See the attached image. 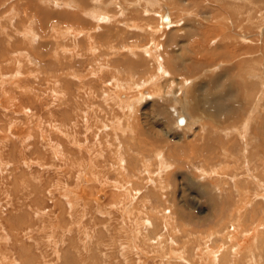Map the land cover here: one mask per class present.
<instances>
[{
	"label": "rangeland",
	"instance_id": "rangeland-1",
	"mask_svg": "<svg viewBox=\"0 0 264 264\" xmlns=\"http://www.w3.org/2000/svg\"><path fill=\"white\" fill-rule=\"evenodd\" d=\"M61 1L62 0H0V15L3 13V18L1 19L2 21H0V24L4 23L6 25L9 24L8 26L11 25L9 30L2 27L4 31L2 30V33L0 32V74L3 73L0 75V103H4V94L8 93L11 97L15 98L14 104L18 105V108L10 106L6 111L3 109V106H0V129L8 123L10 124L7 125L9 129L14 127V129L18 131L20 130L19 126L21 125L20 127L24 130L27 129L26 133L31 135V138H29L30 140L26 138L29 141V143L27 142L28 144L33 143L34 140L39 138L43 143L42 147L41 144H38L40 148H36L39 149V154L38 152H34V146L30 147L32 148L31 151L29 149L26 152H22L21 148L23 147L20 144L19 137L17 138L19 140H14L16 142H10L9 145L11 148L7 147L4 149V155L0 152V162H2V159L8 160V164L12 161L10 165H7V173L4 172L5 169L3 170L4 174L2 173L1 175L3 179L0 178V208L2 209L4 204H7L8 207L9 204H19V202L24 205L26 202L30 201L29 203L31 204V200L29 199L27 192H25L26 189L23 192L22 187L28 189L34 188L37 192L36 195L32 194L31 199L36 200L35 207L46 212L47 216L44 217L46 221H48V224H50V221L48 220V216L50 214H56V216L59 217L61 216L60 210L56 207L57 204L55 205V202L58 203V198L56 196H58L57 193L59 194L60 191L56 190L52 185L57 186V183H59L62 185L61 187L65 189L68 184L69 187L74 189L75 184L77 183V192L82 191L86 193V191H88L89 195H95L97 194V191L103 189L104 186H102V184L105 182L106 185L108 183L109 189H111L113 184L116 182V173L119 171H117V169L113 170L111 162H106L105 167L98 166L96 169L97 173L99 174L102 170L103 172H100L102 177L100 179L97 178V181L95 180L94 186H91L92 184L87 183L85 180L76 181L78 177L76 175H74L76 180H74V178L69 179L65 173L67 171V166H63L61 161L58 162L59 159L56 160L53 158L51 160L49 165L51 166L53 164V167L49 168V170L45 167L36 168L34 167V164H31L32 166H30V168L33 169V171L41 168L37 171H40V174H46L45 179L47 181L45 180L42 183L40 181L36 183V181L29 175L32 174V172L31 170L29 171L30 168L26 165V163H24L23 166V163L21 164L22 161H25L23 160L25 158L29 159L30 162L31 160L35 161V159H37L40 155V150L42 153H48L49 148L44 146H47L48 138L57 140V137L52 134V131L54 130V125L56 126L59 124L58 120L66 123L68 122L70 124L77 121L76 119L79 117V113L74 111L75 114L67 113L64 117V119H66L62 120V113L60 111L63 109V106L58 104L60 98L56 99L53 97L54 95L56 96L54 91H57L58 93L59 91L57 88L50 89L49 87L48 81L50 79L52 80L58 72L57 67L54 65L56 62L55 47L50 45L48 46V44H46L53 40L50 38L51 27L55 26L56 29L60 27L65 30L71 27L79 30L84 29L89 32L92 31L89 29L95 26L98 28V31L96 32L97 34H93L96 39L95 45H93L96 48L99 46L101 49V53H96L99 55V59L101 56L102 59L109 61L108 64L105 65L107 66L106 70L109 72L106 71V73L102 75H98V71L92 72L91 69L95 67L89 66L91 65V61H88L89 63L85 61L80 65L74 66L72 69V71L74 70L73 72L76 73L77 71L81 74H86L88 72L90 75L88 80L92 82L96 81L97 86H95V84H89L90 86L84 84L86 85L85 89H87V93L85 94L84 91L83 94L85 95L82 96L79 92V86L76 85L78 82H76L75 79H71L73 84L71 85L72 89H70V92L73 93V96L71 93L70 96H72V104L70 103V105L71 109L75 108L76 110L79 105L84 107L83 105L88 103L90 108H93L94 110L96 109L99 116L95 118L96 121L101 118L103 120L102 124L105 125L104 127H108V130L105 131L106 136H104L103 143L101 145L103 146L102 148L104 151L111 153L112 150L117 149L121 156L127 158L128 162L126 166L127 169H131V174L132 164L134 169H136V173L141 172V174L139 173L140 175L137 177L135 183H141V185L146 186V195L144 194L141 196L139 191L134 192L132 186L130 191L132 195L129 194L130 197L127 198H133V201L131 200V203L128 201L129 204H126L124 207L125 210L128 211V208H130L133 204H137L136 202H139L140 197L142 201L143 199H146L148 195L157 191L155 189H158L160 186L159 184H165L168 188L166 191L169 190V193L167 194L169 195L168 199L172 200L173 198L172 201H174V205L176 206L174 212L176 211L177 213L182 214L181 219L178 218V216L176 217L177 223H179V226L186 227L182 228L186 229L185 232H193V234H195L194 237L198 235H210L213 232L216 234L215 232L219 231L221 228L224 229V232L227 230L231 231L232 224L239 221L244 224L243 228L245 230L255 228L258 224H264V186H260L255 179L257 176L264 181V161L258 162L259 159L264 160V120H262L264 119V101L261 103L260 107H256L257 110L253 109L256 106V102H258V96L261 95V88L258 86L261 84L256 78H251L252 74L260 76L264 73V0H245L252 3V6L250 7V3H243L244 0H97L98 2H95V0H88L86 8L83 10L87 11L88 9L89 11H93L98 15V17L101 15V18H98V22H95L94 20L92 21L90 17L83 14L84 22L82 24L80 22H75V27L71 26L70 21L68 22L65 18L67 15L73 16L79 14V12L76 11L74 7V9H69L68 7L64 8L60 4ZM76 5H79V3ZM164 5L171 7V12H173V15H171L174 20L177 21L173 27L163 26L161 23L162 21L160 16L163 15L161 8ZM11 8L16 9V12L19 9L17 12L19 17H15L14 19L12 18L13 13H11V15L8 13L9 11L12 12L13 9ZM26 11L28 12V18L30 17L29 19L34 21L32 29L36 32V34L33 36L30 34L29 36L24 37L19 29H16V27L18 28L20 24L27 25L25 17ZM138 13H141L142 16H138ZM15 19L17 21L20 20V22H17ZM132 20L136 22L140 21L141 26H148L147 29L150 30L151 28L152 31H148L147 33L145 28H141L143 29L141 30L138 26V29H136V25L133 24ZM229 22L233 23L229 24ZM161 27H167L168 29H160ZM98 35H101L99 36L101 39H99ZM171 36H173V38ZM72 37V35L68 36L69 41L63 39H60L59 41L68 44V49H73L72 42L70 41V38L72 39ZM12 38L13 40H11ZM32 39L34 41H32ZM106 41L110 42L112 46L111 48L114 46L115 48L110 50L108 46H105V44H107ZM155 42H160L162 45H160L161 49L157 48ZM28 43L29 45L32 43L30 46L31 48ZM9 44L12 46L10 50ZM40 44H44L45 47L44 45L40 46ZM23 46L29 47V50L26 47L23 48ZM155 46L157 51L154 53ZM6 48L7 51H5ZM52 48L54 49L52 50ZM145 48L152 52L148 53L150 56L145 52ZM24 49L27 50V52H25ZM13 51L15 53H13ZM102 51L104 53H102ZM19 52H23L22 55ZM66 53L67 54L63 58H67L69 61L68 56L71 55V53H68L67 51ZM105 53L106 55H104ZM155 55L156 58H154ZM24 57L26 59H24ZM91 57L93 58L94 56L91 55ZM75 59L78 62H82V60L77 57ZM102 59L101 62L99 61V64L103 63ZM46 60L48 61L46 62ZM39 62H42L40 63L41 65H45L41 66ZM28 66L31 67L29 68ZM47 66L49 68H47ZM38 67H40V69ZM44 67L46 69H44ZM158 68L161 70L165 68V70L170 73L171 79L169 76H167V78H163V75L165 74L161 71L159 73ZM209 70L212 72L208 73ZM252 70L255 71L253 72ZM19 71H21V74H18ZM36 73L38 76L40 75L38 79H36ZM155 75L157 76V80L160 81L159 83L166 88V96H164V98H156L155 96H149L146 99L142 98L138 95L139 89H136V86L140 84H144L145 87L150 85V83H144V80L146 81L148 77L153 78ZM101 76L102 80H100ZM96 77L97 79L93 80ZM114 77L119 81L124 82L125 85L128 84L131 87L132 92H124L123 89L121 90L124 93L121 92V90L118 91L119 93L117 92L118 94H121L120 99H124L126 97V100L124 99L125 101H122V103L125 104H119L120 102L117 99L115 101L104 102L103 99L100 98V95L99 97H95L96 94L93 93L96 89L97 92H103L105 90L113 91L112 89L114 88L110 84H112ZM191 81H193V83ZM184 83H186L185 85L191 83L189 90H193L194 93H189V95L190 101H193L194 106H191L192 103L189 104V106L190 108L194 107L196 110L194 108L192 111H190V109H187L188 111L184 110L186 113L191 115L192 124L185 130H178L179 128L176 127L177 123L175 120V114L177 112L175 110L178 109L177 106L179 107V105L173 97L179 94L182 84ZM204 84H210V86H205L203 89L201 86ZM134 88L136 90H134ZM146 89L152 92V88L146 87ZM78 94L79 97L77 96ZM34 96L36 97V100L33 99ZM206 102L210 105H208V103L206 104ZM129 104H136V109L125 108V110H123L120 106H127ZM149 105H153V108L161 113L162 111L167 113L164 119H166V125L168 131L171 133V136H165V133L158 129L153 121L150 120L149 123L144 121L142 115L145 109L147 110ZM58 106L60 107V111ZM9 110L12 111L10 112ZM83 110H85V112L87 111L86 105ZM130 110L132 112H130ZM147 111L149 112V109ZM254 111L258 114L256 115L258 120L256 118L253 122H247L249 116L252 115V112ZM13 117H15V119ZM18 117H20L19 120ZM4 119H6V121ZM26 119L30 122H27ZM2 123L5 124L3 125ZM15 124H18V126ZM87 125H90V123H87L86 120L81 122L82 127H80L79 130H81L80 133L82 132V134H79V136L81 135L80 138H84V135L86 137L89 136L87 133L85 134V126L87 127ZM2 133L3 131L0 130V134ZM19 133L17 134L19 135ZM11 135L14 136L16 134ZM32 135L35 139L32 138ZM51 135L52 137L54 135V137L51 138ZM173 136L176 137L175 140L181 139L184 144L179 145L178 147L175 146L177 144L174 141H171ZM21 138H25L24 135L23 137L21 136ZM161 138L164 139L162 140ZM90 141L92 144L90 142L89 145H93V143L98 140L90 138ZM188 144L191 146H188ZM160 153H163V156L166 158H160V161L165 160L164 163H159L156 158V155H159ZM168 154L173 157V161L168 157ZM46 156L48 157V155ZM85 157H87V154H85ZM245 160H247L248 163ZM57 162L59 165L55 166ZM100 162V165H103L102 163L104 162ZM146 163L148 166L151 164L150 168L153 167V173L151 172V169H145ZM0 167H3V164H1ZM255 168L258 170L256 171ZM54 169L56 170L54 171ZM156 169L159 170L156 171ZM251 169L253 170L250 172ZM46 170L48 171L46 172ZM26 171L27 174L25 173ZM158 171H161V174ZM24 174H26V176ZM53 174L57 176H54ZM61 174L63 175V178L66 177L63 179L65 181L62 183L59 182ZM6 176L9 180L5 178ZM246 176L248 178H246ZM167 177L169 178L168 181L166 180ZM25 178L29 180V183L25 186H21V181ZM101 181L103 182L102 184ZM15 183L17 186L14 185ZM240 187L242 188V191ZM136 188H138V186ZM257 188L260 189L261 193L259 198H257ZM49 189L55 190L56 195L53 194L54 196H49L47 194ZM89 189L92 190L89 191ZM244 189L247 190L249 194H245ZM253 192L255 194H253ZM135 193L138 194L135 195ZM77 194L79 195V193ZM7 195L13 196L12 199H7ZM79 197L81 196H75V199H79ZM18 199H21V201L17 202ZM8 200H10V202ZM85 200L88 202L87 199ZM242 200L246 203L248 200L249 204L247 209L248 211L244 215L236 212ZM86 201L81 202L80 205L86 206ZM96 201L98 203L102 202L100 200ZM104 201L105 200H103L102 203H104ZM29 203L28 205L27 203L25 205L28 208L34 205H30ZM109 203L110 201L108 202V205ZM1 204L3 205L1 206ZM108 205H102L103 208H105L103 209L102 206L99 207L96 204L92 205L89 202L87 203L88 213L87 211L86 213L88 216L85 215L84 224H87L89 229H86L87 231H95L96 236L94 235V240L99 241L100 243L99 244L94 241L95 244L93 246L92 255L88 253L90 255L88 256V254L85 253L87 261L95 264H138L140 263L139 261H141V264L160 263L163 256L156 253L157 250L152 251V249L149 250L150 252H139L137 249L139 254L128 251L124 252V247L126 245L124 243L127 241L124 240V237H119L118 240H115L116 230L120 226H122V228L117 231L119 233L124 232L125 229L129 230V228L132 227L134 229L135 227L132 225L134 217L131 218L132 227H130L129 219H127V217L125 218L124 211H120L122 216L121 218H118V216L116 217L115 215H112L113 212L110 210ZM39 207H42L43 209ZM16 208L13 206V208H10L9 210L11 212L16 210ZM147 208H149V206H147L146 209ZM255 208H258V210H255ZM81 211L82 210H80V212ZM22 212L23 214L21 212L19 214L20 216H26L27 222L26 220L20 222L25 225L23 228L29 227L28 219L30 217L25 211ZM99 212L101 214H99ZM260 212L261 214H259ZM144 213L150 214L152 211L149 213L146 211ZM7 215L8 213H6V216ZM42 216L43 214L41 212L39 218H42ZM10 217L15 216L12 214ZM112 217L113 219H111ZM115 217L119 220L116 221ZM41 220H36V226L42 224ZM65 220H69V218H65ZM10 221L13 222L12 224L10 223L11 227H14L13 230L16 231L20 227V225H18V220L17 222L14 220ZM67 225H71V222L68 221ZM108 225L110 227H107ZM11 227L6 229L10 232V234L5 231L8 238H6L5 243L7 244V242H10V244L8 243L7 246H1V249L5 247L4 253L7 260L8 258H13V264H23L24 262H27V260H31L34 254L35 256L45 254V256H48L47 259L53 258V251L51 247L42 246L41 248V245L39 247L36 245L35 241L38 242V239L35 238V240H33L34 233L30 232L31 230L33 231L34 228L28 230V232L26 231L24 234L21 233V235L18 231L17 233L19 235H17L21 241L26 243L28 248L29 244H31L35 248L36 253L33 250L32 254V250L30 248L29 251H27L28 253H25V251L21 252V250L24 249V246L19 241L16 243V246H18L14 247L13 243L16 241H10L9 239V237L14 233L13 231H9ZM108 228L109 230H107ZM260 231L264 232L263 227H261ZM251 232H254V229L251 230L250 233ZM45 233H47V229H45L40 236H45ZM77 233L79 234L77 229H74V232L70 235L68 234L69 236H67L71 237L76 243L80 237V234L78 235ZM185 237L187 238H183L184 242H188L187 240L189 239V236L186 235ZM255 237L257 236L255 235ZM22 238H24V240H22ZM241 238L243 239L242 236ZM220 239L221 238H219V240ZM195 243L197 242H194V244ZM209 243L210 244L207 246L213 247L211 242ZM251 243L254 244L255 241L251 240ZM70 245V243H67L66 247L64 245L63 249L64 251L69 246L68 251L70 250V253L67 251L68 254H65L66 252L62 253L61 249L63 247L60 248V257L63 258L59 264H79L78 261H76V259L79 258L77 252L74 249H70ZM203 246L204 245H202V247ZM253 252L257 255L259 260L255 261L253 264H264V243L258 242ZM64 254L67 259H65ZM159 256L160 259H158ZM37 259L39 260V258ZM245 259H243V262ZM240 264L243 263L241 262Z\"/></svg>",
	"mask_w": 264,
	"mask_h": 264
},
{
	"label": "bare ground",
	"instance_id": "bare-ground-1",
	"mask_svg": "<svg viewBox=\"0 0 264 264\" xmlns=\"http://www.w3.org/2000/svg\"><path fill=\"white\" fill-rule=\"evenodd\" d=\"M97 0H95L96 2ZM249 1V0H248ZM248 1H245L243 3H250ZM76 2V3H75ZM79 5H76L78 4ZM88 0H77V1H73V0H62L61 1V6H63L64 8H69V9H72L73 7L76 9V11L79 12V14L77 15H73V16H70V15H67L66 16V20H68V22L70 21L71 23V26H74V23L75 22H80L81 24L84 22V18H83V14L85 16H88L92 19V21L94 20L95 22L98 20V18H101V15L100 17H98V15L93 12V11H89L87 9L86 10H83L86 8V4H87ZM98 2V1H97ZM254 5V4H253ZM252 6V3H250L249 7ZM16 8V7H15ZM73 8V9H74ZM137 8V7H136ZM258 8V7H257ZM13 9V8H11ZM18 9V8H17ZM29 9V8H28ZM134 9V7H133ZM173 9V8H172ZM19 10V9H18ZM17 10V12H18ZM162 12H163V15L160 16L161 18V21H162V17L166 14L168 16V21L167 22H161L163 26H170V27H173L175 25V21L174 18H173V12H171V7L167 6V5H164L162 8H161ZM16 12V9H13L12 12L9 11L8 13L11 15V13H13V19L15 17H19V14ZM3 13H1L0 15V21H2L1 19L3 18ZM5 14V13H4ZM31 14H34V13H31ZM133 14V12H132ZM158 14V13H157ZM160 14V13H159ZM172 14V15H171ZM23 15V14H22ZM28 12L26 11L25 13V17H26V24H18L19 27L17 28L16 26V29H19V31L22 33V35L24 37H27L29 36L30 34H32V36L34 34H36V32L32 29V24H33V20L29 19L28 18ZM138 16H142L141 13H138L137 14ZM256 16V15H255ZM103 17V16H102ZM11 18V19H12ZM35 18V17H34ZM33 18V19H34ZM56 18V17H55ZM60 18V17H59ZM62 18V17H61ZM139 18V17H138ZM107 19V18H105ZM140 19V18H139ZM16 20V19H15ZM13 21V20H12ZM17 21V20H16ZM20 22V20H18ZM17 21V22H18ZM22 21V20H21ZM133 21V24L136 25V29L137 26L141 29V28H145V30H147V33L148 31H152V29L148 28V26H141L140 25V21L136 22L134 20ZM228 21V20H227ZM98 22V21H97ZM101 22V21H100ZM233 23V22H232ZM231 22H229V24H232ZM73 24V25H72ZM97 24V23H96ZM6 27H5V26ZM9 24H0V32L6 28V30H9L10 29V26H8ZM228 25V24H227ZM4 27V29L2 28ZM75 27V26H74ZM135 27V26H134ZM169 27V28H170ZM225 28V27H224ZM260 28V27H259ZM258 28V29H259ZM160 29H168L167 27H161ZM13 30V28H12ZM65 29H62V28H58L56 29L55 26H52L51 27V31H50V38L53 39L52 41L46 43L48 44V46H54L55 47V63L54 65L57 67V74L55 75V77L52 78V80L50 79L48 81L49 83V87L50 89L51 88H57V90L59 91V93L57 91H54V93L56 94V96L54 95L53 97H55L56 99L60 98L59 99V103L58 104H61L63 106V109L60 111V107L58 106V109L59 111L62 113L61 115V119L62 120H65L64 117L66 116V114H70V113H74V111L78 112L79 113V117L76 119L77 121H74L72 123H66V122H63L61 120H58L59 121V124H57L56 126L54 125V130L52 131V134H54L57 138V140H54V139H49L48 138V141H47V146H44L46 148H49V151L48 153H42L41 150H40V155L39 157H37V159H35V161L27 159H23L25 161H22L21 164L22 166L24 165V163H26V165L30 168V166H32L31 164H34V167L38 168V167H41V168H47L49 170V168L53 167L52 165L50 166L49 163L51 162V160L54 158V159H59V161H61V164L63 166H67L66 168V175L69 177V179H73L74 178V175L78 176L77 177V180L74 178V180L76 181H81V180H85L87 181V183L89 184H92L91 186H94V183H95V180L97 181V178L100 179L102 176H101V173L99 172V174L97 173L96 169L98 168V166L100 167H105V163L106 162H111V165H113V170L117 169V172L116 173V176H117V180L116 182L113 184V187L111 189L108 188V183L106 185V182L104 184H102L103 182L101 181V184L103 187L102 190H99L97 191V194L95 195H89L88 191H86V193L84 192H77V188H78V184L76 183L75 184V187L74 189L69 187V185L67 184L66 185V188L64 189L63 187H61L62 185L57 183V186H54L52 185L56 190L60 191L59 194L57 193L58 196H56L58 198V203L55 202V205L57 207V209L60 210V214L61 216H56V214H50L48 216V220L50 221V224H48V221H46L45 217L44 216H47L46 215V212L45 211H41L40 209H38L36 206V200H32L31 197H32V194L36 195V192L37 190L32 188V189H28V188H23L22 187V191L24 192H27L28 196H29V199L31 200V204L33 206L31 207H26V203L28 205V203L30 202H26L24 205L19 202L21 201V199H18L17 202H19V204H9V206L7 207V204H1V206L3 205L2 209L0 208V258H1V262L0 264H13V258L12 259H9L8 260L5 258V253H4V250H5V247L3 249H1V246H7L8 243L10 244V242H7V244L5 243L6 242V238H7V234L5 233V231H7L6 229H8L9 227H11L10 223L12 224L13 222H11L10 220H14L17 222L18 220V225H20V227L14 231L13 228L14 227H11L9 231H13L14 233L12 234V236L9 237L10 241H16L13 243L14 247H17L16 246V243L19 241L23 244V248L25 249H22L21 252L25 251V253H28L27 251H29V248L32 250V254H33V250L34 252L36 253L35 251V248L29 244V248L27 247L26 243L21 241L20 238L18 237V231L21 235V233H25L26 231L28 232V230H31L32 228H34V230L30 231L32 233H34V239H38V242L35 241L36 245H38V247L41 245V248L42 246H49L51 247L52 249V256L53 258L51 259H47L48 256H45V254H40L39 255H36L34 254L33 258L29 261L27 260V262H24L23 264H59V262L62 260V258L60 257L61 255V251L62 253H65V254H68V252L70 253V250L68 251L69 249V246L67 249H64V245L66 247V244L67 243H70V249H74L76 250L77 252V255L79 258L76 259V261H78L79 264H95V263H91L89 261H87V259L85 258V253H89L92 255V252H93V246L95 244V242H98L99 241H95L94 240V237L96 236L95 234V231H87L89 230L88 227H87V224L85 225L84 224V217L85 215L88 216V208H87V203L89 202L90 204H96L97 206L101 207L102 205H105L107 206L108 205V202L110 201L109 203V208L110 210L113 212L112 215H115L116 217L118 216V218H121V214H120V211H124L125 213V218L127 217V219H129V222H130V227H132V225L135 227V231L132 228H129L128 229H125L124 232H117L119 231V229L122 228V226H120L117 230H116V237H115V240H118V238L120 237H124L125 242L124 244L125 247H124V252L125 251H128V252H135V254H139L138 253V250L139 252H147L149 250H157L156 253H158L160 256H163V259L160 260V263L158 264H204V263H207V264H240L241 262L243 264H253L255 261H259L258 258H257V255L254 254V248H256V244L258 242H263L264 243V232H261V227H263L264 229V224H258L255 226V228H252L250 230H245L243 227H244V224L242 222H234L232 224V229L231 231L230 230H227L224 232V229H220L219 231L215 232L216 234L211 233L210 235H206V236H201V235H198L196 237H194L195 234H193V232H185L186 229H182V228H186V227H183V226H179V223H177V216L178 218H182V214L180 213H177L176 211L174 212V210L176 209V206L174 205V201L173 198L172 200H169L168 197L169 195H167L169 192L166 191L168 188L167 186H165V184H159L160 186L158 187V189H155L157 191L155 192H150L152 193L151 195H148L146 197V199H143L141 201V197L139 199V202L137 201L136 203L137 204H133L132 202V206L128 208V211L125 210V206L126 204H129L128 201H130L131 203V200L133 201V198H127V197H130V195H132L130 193L131 191V188L133 186V190L134 192L135 191H139L141 193V196L145 194V191H146V186L144 185H141V183H135L136 182V179L137 177L141 174V172L139 173H136V169H134V166L132 164V174H131V169H127V158H124L123 156H121L118 152V150H112L111 153L109 152H106L104 151V149L102 148L103 146L102 143H103V138L105 135V131L108 130V127H104L105 125L102 124L103 120L101 118L98 119V121H96V117H99L98 116V111L93 108H90L88 103L85 105L87 106V111L85 112V110H83V108L85 107V105H83L84 107H82V105L79 107L78 106V109L75 110L74 109H71V97L73 96V93L70 92V89H72L71 85L73 84L71 82V79H75L76 82H78V85L79 86V92L82 94V96H84L86 93H87V89H85V86L88 85L90 86L89 84H95L96 85V81H90L88 80L90 78V75L88 74V72L86 74H81V73H78L76 71L73 72L72 69L74 66H77V65H80L81 63L85 62V61H91V67H95V68H92L91 71L94 72V71H98V75H102L104 73H106V68L109 61L105 60V59H102V57L100 56V59H99V53H101V49L98 45L97 48L94 46L95 45V36L93 35L94 33H96L98 31V28H96L95 26L89 30H92V31H85L84 29L83 30H79V29H74V28H67L65 31ZM143 30V29H141ZM154 30V29H153ZM157 30V29H156ZM63 31V32H62ZM241 31V30H240ZM7 32V31H6ZM48 32V31H47ZM2 33V32H1ZM52 33V34H51ZM72 33V34H71ZM97 34V33H96ZM168 34V33H167ZM173 34V32H172ZM21 35V37H22ZM69 35H72V39L70 38V41L72 42V46H73V49H68L69 48V45L64 43V42H61L59 41L60 39H63V40H68V36ZM45 36V35H44ZM101 36V35H98V37ZM107 36V35H106ZM40 37V36H38ZM173 38V36H171ZM170 37V38H171ZM37 38V37H35ZM107 38V37H106ZM25 39V38H24ZM38 39V38H37ZM36 39V40H37ZM45 39V38H44ZM99 39H101L99 37ZM245 39V38H244ZM13 40V38L11 39ZM29 40V39H28ZM31 40V39H30ZM104 40H105V37H104ZM102 40V41H104ZM109 40V39H108ZM5 41V40H4ZM27 41V40H26ZM32 41H34L32 39ZM31 41V42H32ZM242 41V40H241ZM264 41V40H263ZM14 42V41H12ZM107 42V41H106ZM105 42V43H106ZM30 43V42H29ZM28 43V45H29ZM37 43V42H36ZM36 43H33V44H36ZM41 43V42H39ZM211 43V42H210ZM1 44V43H0ZM32 44V43H31ZM31 44L29 45V47L31 46ZM94 44V45H93ZM154 44V43H153ZM155 44L157 45V48L161 49L160 47V42L156 43ZM27 45V46H28ZM44 45V44H42ZM40 44V46H42ZM33 46V45H32ZM36 46V45H35ZM105 46H108L110 48V50H112L113 48H115V46L113 48H111V44L110 42L108 41L107 44H105ZM162 46V45H161ZM165 46V45H164ZM256 46V45H255ZM10 47V48H9ZM9 50L12 48L11 44H9ZM26 47V46H23V48ZM29 47H26L28 48L29 50ZM38 47V46H36ZM45 47V45H44ZM31 48V47H30ZM143 48V47H142ZM157 48L155 46V51L154 53L157 51ZM36 49V48H34ZM45 49V48H44ZM50 49V47H49ZM54 48H52L53 50ZM107 49V48H106ZM125 49V48H124ZM136 49V48H135ZM146 49V48H145ZM163 49V48H162ZM234 49V48H233ZM254 49V48H253ZM252 49V50H253ZM31 50V49H30ZM48 50V48H47ZM131 50V49H130ZM138 50V49H137ZM142 50V49H140ZM1 51V50H0ZM7 51V48L6 50ZM25 52H27V50L24 49ZM43 51V49H42ZM66 51L68 53H71V55L68 56L69 58V61L67 58H63L65 57V55L67 54ZM134 51V49H133ZM24 52V53H25ZM145 52L148 54V53H152L151 51H148L147 49L145 50ZM13 53H15L13 51ZM20 53V52H19ZM23 53V52H22ZM22 53H20L22 55ZM34 53V52H33ZM98 53V54H96ZM102 53H104L102 51ZM158 53V52H157ZM156 53V54H157ZM28 54V53H27ZM31 54V53H29ZM93 55L94 57L92 58L91 55ZM166 54V53H165ZM19 55V54H18ZM24 55V54H23ZM53 55V53H52ZM75 57H74V56ZM103 55V54H102ZM106 55V53L104 54ZM136 55V53H135ZM149 55V54H148ZM30 56V55H29ZM89 56V57H88ZM150 56V55H149ZM13 57V56H12ZM32 57V56H30ZM37 57V56H36ZM35 57V58H36ZM49 57V56H48ZM79 58L81 61H77L75 58ZM45 58V57H44ZM47 58V57H46ZM82 58V59H81ZM109 58V57H108ZM154 58H156V55L154 56ZM24 59H26L24 57ZM101 59H102V64H99V61L101 62ZM40 60V59H39ZM111 60V59H110ZM14 61V60H13ZM48 60H46L47 62ZM77 61V62H76ZM113 61V60H112ZM157 61V60H156ZM114 62V61H113ZM112 62V63H113ZM159 62V61H158ZM42 63V62H39V64ZM45 63V62H44ZM89 63V62H88ZM115 63V62H114ZM162 63V62H160ZM159 63V64H160ZM25 64V63H24ZM28 64V63H27ZM145 64V63H144ZM158 64V65H159ZM41 65V64H40ZM43 65V64H42ZM41 65V66H42ZM45 65V64H44ZM43 65V66H44ZM110 65V64H109ZM117 65V63H116ZM163 65V64H162ZM29 67V66H28ZM31 67V66H30ZM29 67V68H30ZM56 67H55V70H56ZM109 67V66H108ZM143 67V66H142ZM164 67V66H162ZM40 69V67H38ZM47 68H49L47 66ZM252 68V67H251ZM35 69V68H34ZM44 69H46L44 67ZM54 69V68H52ZM54 70V71H55ZM256 70V69H255ZM255 70H252L253 72ZM258 70V69H257ZM1 71V70H0ZM14 71V70H13ZM73 73H72V72ZM160 71L162 73H164L165 75H163L164 77L163 78H167V76H169V78L171 79V76H170V73L165 70V68H163L162 70L158 68V72L160 73ZM45 72V71H44ZM109 72V71H108ZM157 72V73H158ZM212 71L209 70L208 73H211ZM214 72V71H213ZM258 72V71H257ZM26 73V72H25ZM33 73V72H32ZM40 73V71H39ZM49 73V72H48ZM3 74V73H2ZM0 74V75H2ZM18 74H21V71H19ZM35 74V73H34ZM51 74V73H50ZM116 74V73H115ZM260 74V73H259ZM17 75V74H16ZM118 75V74H117ZM40 76V75H39ZM38 74L36 73V79L39 78ZM156 76V75H155ZM148 77L147 80L145 81L144 80V83H150V85L146 86V87H149V88H152V92L151 91H148L146 89V87L144 86V84H140L138 86H136V89H139L138 90V95H140L142 98H147V97H151V96H155L156 98H159V97H163L166 96L165 95V91H166V88L161 84L159 83L160 81L157 80V76L156 77ZM200 76V75H199ZM251 76V75H250ZM32 77V76H31ZM47 77V76H46ZM159 77V76H158ZM45 78V77H44ZM102 80V76L100 77ZM251 78H256L258 80V82L261 84V85H258L260 86L261 88V95L258 96L259 99H258V102H256V106L253 108L255 110L257 106L260 107L261 103L264 101V73L262 75H256V74H252ZM97 79L94 78L93 80ZM160 79V78H158ZM218 79V78H217ZM164 80V79H163ZM169 80V79H168ZM181 80V79H180ZM214 80V79H213ZM37 81V80H36ZM165 81V80H164ZM167 81V80H166ZM197 81V80H196ZM44 82V81H43ZM46 82V81H45ZM168 82V81H167ZM193 83V81H191ZM115 83V84H114ZM163 83V82H162ZM10 84V83H9ZM86 84V85H84ZM164 84V83H163ZM186 83L182 84V87H181V90L179 92V94L177 96H174L173 98L175 99L176 103L179 105V107L177 106L178 109H176L175 111L177 112L175 115V120H176V123H177V126L179 129L178 130H185L187 128H189L192 124V118H191V115L186 113V111L184 110H187V109H190V111L193 110L194 107L190 108L189 104H191V106H194L193 104V101L191 102L190 101V95L189 93H194V91H190L189 88L191 87V83H188L187 85H185ZM217 84V83H216ZM219 84V83H218ZM258 84V83H257ZM40 85V84H39ZM113 86L114 89H112L113 91H110V90H105V91H101V92H97L96 90L93 92L94 94H96L95 97H99L100 95V98L103 99L104 102H108V101H115L116 99L120 102L119 104H125V103H122V101H125L126 97L124 99H120V96L121 94H118L121 89L124 90V92H132L131 90V87L130 85H125L124 82H121L119 81L117 78H113L112 80V84H110ZM36 86V85H35ZM93 86V85H91ZM168 86V85H167ZM205 86H210V84H204L203 86H201L203 89ZM20 87V86H19ZM195 87V86H194ZM214 87V86H213ZM249 87V86H248ZM4 88V87H3ZM78 88V87H77ZM90 88V87H89ZM134 88V90H136ZM212 89V88H210ZM214 89V88H213ZM6 90V89H5ZM4 90V91H5ZM144 90V91H143ZM202 90V89H200ZM22 91V90H21ZM78 91V90H77ZM85 91V94H83V92ZM92 91V90H91ZM89 92V91H88ZM118 92V93H117ZM121 92H123L121 90ZM123 92V93H124ZM134 92V91H133ZM3 93V92H2ZM72 93V94H71ZM77 93V92H76ZM92 93V94H93ZM192 93V94H193ZM70 94L72 96H70ZM91 94V93H90ZM134 94V93H133ZM174 94V93H173ZM4 98L5 101L3 100V104L0 103V106H3V109L6 111L9 109L10 106H15L16 108H18V105L17 104H14V99L13 97H11L8 93H5L4 94ZM12 95V94H11ZM39 95V94H38ZM37 95V96H38ZM123 95V94H122ZM13 96V95H12ZM59 96V97H58ZM79 97V94L77 95ZM88 96V95H87ZM90 96V95H89ZM92 96V95H91ZM43 98V97H42ZM93 98H94V95H93ZM167 98V97H166ZM204 98V97H202ZM36 100V97L34 96V98ZM168 99H171V98H168ZM216 99V98H215ZM129 100V98H128ZM16 101V100H15ZM73 101V100H72ZM76 101V100H75ZM84 101V100H83ZM117 101V102H118ZM173 101V102H175ZM62 102V103H61ZM199 102V101H198ZM80 103V102H79ZM136 103V102H135ZM142 103V102H141ZM175 103V104H176ZM208 102H206L207 104ZM213 103V102H212ZM33 104V103H32ZM72 104V103H71ZM76 104V103H75ZM108 104V103H107ZM116 104V102H115ZM100 105V104H99ZM201 105V104H200ZM204 105V104H203ZM208 105H210L208 103ZM74 106V105H73ZM108 106V105H107ZM122 107L123 110H125V108H131V109H136V104H129L127 106H124V105H120ZM223 106V105H222ZM253 106V105H252ZM97 107V106H96ZM118 107V106H117ZM189 107V108H188ZM250 107V106H249ZM262 107V106H261ZM26 108V107H25ZM32 109V108H31ZM115 109V108H114ZM149 109V112L147 111ZM195 109V108H194ZM202 109V108H201ZM218 109V108H217ZM13 110V109H12ZM12 110H9L10 112ZM26 110V109H25ZM36 110V109H35ZM57 110V109H56ZM71 110V111H70ZM73 110V111H72ZM116 110V109H115ZM147 110L145 109L143 115H142V118L144 119V121H146V123H149L150 120L153 121L155 124H156V127H158V129H160L162 132L165 133V136H171V133L168 131V128H167V125H166V119H164L166 117V114L165 111H162L159 112L157 111L155 108H153V105H149V107H147ZM196 110V109H195ZM4 111V112H5ZM24 111V110H23ZM100 111V110H99ZM188 111V110H187ZM218 111V110H217ZM234 111V110H232ZM249 111V110H248ZM3 112V113H4ZM25 112V111H24ZM28 112V111H27ZM130 112H132L130 110ZM256 111L252 112V115L249 116V119L247 120V122H253V120H255L257 117L255 113ZM8 113V112H7ZM15 113V112H13ZM18 113V112H17ZM26 113V112H25ZM100 113V112H99ZM251 113V112H250ZM28 114V113H27ZM26 114V115H27ZM33 114V113H32ZM75 114V113H74ZM131 114V113H130ZM5 115V114H4ZM16 115V114H15ZM35 115V114H34ZM84 115V117H83ZM241 115V114H240ZM7 116V115H6ZM76 116V115H75ZM248 116V115H247ZM255 116V117H254ZM261 116V115H260ZM21 117V116H20ZM18 117V120L19 118ZM24 117V116H23ZM35 117V116H34ZM68 117V116H67ZM179 117H182L183 118V123H178V118ZM259 117V116H258ZM7 118V117H6ZM15 119V117H13ZM85 118V119H84ZM247 118V117H245ZM254 118V119H253ZM17 119V118H16ZM6 121V119H4ZM17 120V121H18ZM21 120V119H20ZM27 120V119H26ZM31 120V119H30ZM83 120H86L87 123L89 122L90 125H87V127L85 126V134L87 133V135L89 136H83L84 138H80L79 134H82V132L80 133L81 130H79L81 126V122ZM194 120V119H193ZM197 120V119H196ZM258 120V118H257ZM264 120V119H262ZM9 121V120H8ZM2 122V121H1ZM4 122V121H3ZM27 122H30L27 120ZM264 122V121H263ZM6 123V122H5ZM5 123H2L3 125ZM15 123V122H14ZM18 123V122H17ZM21 123V122H19ZM246 123V122H244ZM25 124V123H24ZM153 124V123H152ZM154 124V125H155ZM250 124V123H249ZM7 125H10V124H6V126L4 125L0 130L3 131L2 134H0V152H4V149L7 148V147H10V142L14 141L15 139L19 138L20 137V144L22 145L23 148L22 149V152H26L27 150L31 149L30 148L31 146H34V152L39 154V149H36V148H40L38 146V144H41V147L43 146V143L42 141L39 139H36L34 140L33 143H29L28 139L31 138V135L30 134H27L26 133V130L27 129H23L22 127L19 126L20 130L16 131L14 129V127H11L9 129V127ZM14 125V124H13ZM18 126V124H15ZM29 125V124H28ZM110 125V124H109ZM113 125V124H112ZM149 125V124H148ZM251 125V124H250ZM249 125V126H250ZM150 126V125H149ZM45 127V126H44ZM151 127V126H150ZM52 128V127H51ZM84 128V127H83ZM105 128V129H104ZM242 128V127H241ZM135 129V128H134ZM240 129V128H239ZM46 130V129H45ZM235 130V129H234ZM20 131V133H19ZM22 131V132H21ZM132 131V130H131ZM233 131V130H232ZM19 133V135L17 133ZM148 132V131H147ZM152 132V131H151ZM238 132V130H237ZM236 132V133H237ZM25 133V134H23ZM124 133V132H123ZM11 134H16L14 136H12ZM23 134L25 138H21V136L23 137ZM93 134V135H92ZM11 135V136H10ZM42 135V134H41ZM44 135V134H43ZM53 135V137H54ZM130 136V134H129ZM163 136V135H162ZM259 136V135H258ZM38 137V136H37ZM51 138L52 135L50 136ZM164 137V136H163ZM257 137V136H256ZM28 138V139H26ZM32 138L35 139V137H33L32 135ZM90 138H93V139H96L98 140L97 142L93 143V145H89L90 144ZM113 138V137H112ZM111 138V139H112ZM131 138V137H130ZM175 136H173L171 138V141H174L177 145L175 146H179V145H183L184 143L182 142L181 139L179 140H175ZM243 138V137H242ZM32 139V140H33ZM115 139V138H114ZM162 139V138H161ZM164 139V138H163ZM162 139V140H163ZM19 140V139H17ZM30 140V139H29ZM109 140V139H107ZM113 140V139H112ZM251 140V139H250ZM254 140V139H253ZM256 140V139H255ZM93 141V140H92ZM115 141V140H114ZM130 141V140H129ZM16 142V141H14ZM13 142V143H14ZM28 142V143H27ZM106 142V141H105ZM12 144V143H11ZM92 144V142H91ZM191 144V143H190ZM188 144V146L190 145ZM112 145V143H111ZM134 145V144H133ZM191 146V145H190ZM248 146V145H247ZM11 148V147H10ZM20 149V150H21ZM115 149V148H114ZM170 149V148H169ZM14 153V152H13ZM21 153V152H20ZM31 153V152H30ZM33 153V152H32ZM87 154V157H85V154ZM169 153V152H168ZM16 154V153H15ZM144 154V153H143ZM4 155V153L2 154ZM48 155V157L46 156ZM169 158L172 159L173 161V157L168 154ZM256 155V154H254ZM21 156V155H20ZM89 156V157H88ZM260 156V155H259ZM167 157V156H166ZM16 158V157H15ZM131 158V157H130ZM156 158L157 160L160 162H165L164 161H160V158H164L166 159L164 156H163V153H160L159 155H156ZM168 158V159H169ZM175 158V157H174ZM31 159V158H30ZM132 159V158H131ZM104 162L102 163L103 165H100L101 162ZM133 161V159H132ZM247 163L248 161L245 160ZM261 161H264V160H260L258 162H261ZM6 162V164H5ZM12 162V161H11ZM11 162H9L11 164ZM57 162V164H55V166L59 165V163ZM257 162V160H256ZM20 163V162H19ZM54 163V162H52ZM3 164V167H0V178L3 179L1 177L2 173H3V170L5 169L4 172L7 173V165H10L8 164V160H5V159H2V162H0V165ZM263 164V163H262ZM36 165V166H35ZM145 165V164H144ZM151 166V164H149ZM165 165V164H164ZM251 165V164H250ZM249 165V167H250ZM145 169L146 170H149L151 169V172H152V168H150V166H148V164L146 163L145 165ZM161 166V165H160ZM247 166V165H246ZM261 166V165H260ZM26 167V166H25ZM61 167V165H60ZM169 167V166H168ZM252 167V166H251ZM10 168V167H9ZM35 168V169H36ZM39 168V169H41ZM59 168V166H58ZM86 168V169H85ZM248 168V167H247ZM12 169V168H11ZM37 169V170H39ZM60 169V168H59ZM64 169V168H63ZM100 169V168H99ZM103 169V168H102ZM167 169V168H166ZM250 169V168H249ZM23 170V169H22ZM28 170V169H26ZM31 170L32 174H29L35 181L36 183L38 181H40L41 183L44 182L46 179H45V175H43L42 173L40 174L39 172L40 171H33V169H29V171ZM44 170V169H43ZM46 170V172L48 171ZM56 169H54L55 171ZM62 170V169H61ZM138 170V169H137ZM159 170V169H156V171ZM169 170V169H167ZM253 169L250 170V172L252 171ZM255 170L257 171L258 169L255 168ZM53 171V170H52ZM91 171V172H89ZM162 171V170H161ZM161 171H158L160 174H161ZM249 171V170H248ZM14 172V171H13ZM23 172V171H22ZM45 172V170H44ZM245 172V171H244ZM27 174V171L25 172ZM51 173V171H50ZM57 173V172H56ZM106 173V172H105ZM153 173V172H152ZM169 173V172H168ZM246 173V172H245ZM4 174V173H3ZM26 174H24L26 176ZM167 174V173H165ZM251 174V173H249ZM260 174V173H259ZM54 175V174H53ZM60 175V174H59ZM52 176V175H51ZM54 176H57V175H54ZM85 178H84V177ZM106 176V175H105ZM72 177V178H71ZM7 180L8 177L6 176L5 177ZM29 178V177H28ZM66 178V177H64ZM63 178V175L61 174V177H60V181L59 182H63L65 180ZM246 178H248L246 176ZM31 179V178H30ZM164 179V178H163ZM256 179V182L260 185V186H264V181H262V179L260 177H255ZM62 180V181H61ZM167 181L169 180V178L167 177L166 179ZM250 180V178H249ZM264 180V179H263ZM47 181V180H46ZM49 181V179H48ZM234 181V180H233ZM236 181V179H235ZM13 182V181H12ZM16 182V181H15ZM68 182V181H67ZM100 182V181H99ZM29 183V180H27L26 178L23 179L21 181V186H25ZM81 183V182H80ZM20 184V182H19ZM98 184V183H97ZM13 185V184H12ZM16 185V183L14 184ZM13 185V186H14ZM81 185V184H80ZM241 185V184H240ZM17 186V185H16ZM31 186V185H29ZM125 186V187H123ZM138 186V188H136ZM237 186V185H236ZM247 186V185H246ZM12 187V186H10ZM20 187V186H18ZM28 187V186H27ZM49 187V186H47ZM51 187V186H50ZM171 187V186H170ZM257 187V185H256ZM30 188V187H29ZM88 188V187H87ZM95 188V187H94ZM237 188V187H236ZM235 188V189H236ZM241 188V187H240ZM19 189V188H18ZM247 189V188H246ZM85 190V189H84ZM92 190V189H91ZM89 189V191H91ZM245 190V189H244ZM243 190V191H244ZM241 191H242V188H241ZM21 192V190H20ZM19 192V194H20ZM48 195H53L55 194V190H51L49 189L47 191ZM144 192V193H143ZM79 193V195L77 194ZM256 193H257V198H259L260 196V189L257 188L256 189ZM130 194V195H129ZM138 194V193H135V195ZM245 194H249V192L247 190H245ZM253 194H255L253 192ZM56 195V194H55ZM119 195H122V196H119ZM146 195V194H145ZM241 195V194H240ZM54 196V195H53ZM75 196H81L79 197V199H75ZM94 196V197H93ZM13 196H9L7 195V199H12ZM64 197V198H63ZM139 197V196H138ZM256 197V196H255ZM27 198V197H25ZM72 198V199H71ZM124 198V199H123ZM262 198V197H261ZM260 198V199H261ZM36 199V198H34ZM66 199V200H64ZM82 199V200H81ZM87 199L88 202L85 200ZM16 200V199H14ZM96 200H100L104 203H98ZM257 200V199H256ZM10 202V200H8ZM26 201V200H25ZM28 201V200H27ZM57 201V200H56ZM66 201V202H64ZM86 201V206H83V205H80L81 202H84ZM14 202V201H13ZM243 200L241 201V204H239L240 206H238L236 212L238 214H241V215H244L247 213V209H248V200H247V203L246 202H243ZM3 203V202H2ZM16 203V202H15ZM98 203V204H97ZM147 203V205H146ZM252 203V201H251ZM22 204V205H21ZM30 204V203H29ZM30 204V205H31ZM146 205V206H145ZM252 205V204H251ZM262 205V204H260ZM13 206L16 208V210H13L10 212V208H13ZM54 206V205H53ZM69 206V207H68ZM128 206V205H127ZM149 206V208L146 209V207ZM253 207V206H251ZM39 208H42V207H39ZM97 208V207H95ZM103 208V206H102ZM43 209V208H42ZM55 209V208H54ZM53 209V210H54ZM55 209V210H57ZM105 209V208H103ZM226 209V208H224ZM52 210V211H53ZM80 210H82L80 212ZM116 212H115V211ZM255 210H258V208ZM4 211V212H2ZM22 211H25L28 216L30 217L28 219V223H29V227H26V228H23L25 225L21 224L20 221H25L26 220V216H20V212L23 214ZM30 213H29V212ZM87 211V213H86ZM150 212L152 211V213L150 214H145L144 212ZM168 211V212H166ZM261 211V210H260ZM10 212V214H9ZM42 212L43 216L42 218H39L40 216V213ZM48 212V211H47ZM259 212V211H258ZM6 213H8V215L6 216ZM49 213V212H48ZM103 213V212H102ZM14 215L15 217H10V215ZM19 214V215H18ZM90 214V213H89ZM99 214H101L99 212ZM261 214V212L259 213ZM5 215V216H4ZM54 216V217H53ZM231 216V215H230ZM115 217V220H119ZM134 219L132 220V225H131V218ZM150 217V218H149ZM65 218H69V220H65ZM88 218V217H87ZM145 218H149V219H145ZM241 218V217H240ZM256 218V217H255ZM43 219V220H41ZM113 219V217L111 218ZM242 219V218H241ZM36 220L37 221H40L42 222V224H39L36 226ZM61 220V221H60ZM236 220V219H235ZM244 220V219H242ZM6 221V223H5ZM70 221L71 222V225H67V222ZM108 221V220H107ZM27 222V220H26ZM97 222V221H96ZM40 223V222H39ZM109 223V222H108ZM34 224V225H33ZM102 224V223H100ZM123 224V222H122ZM23 225V226H22ZM65 225V226H64ZM107 227H110L109 225ZM36 228V229H35ZM128 228V227H127ZM231 228V227H230ZM47 229V233H45V236H40V234L42 232H44V230ZM74 229L79 232V238L77 240V244L72 240L71 237H68L70 234H72L74 232ZM87 229V230H86ZM254 229V232H251V230ZM109 230V228L107 229ZM129 231V232H128ZM76 232V231H75ZM8 234H10V232L7 231ZM192 233V234H191ZM224 233V234H223ZM18 234V235H17ZM69 234V235H68ZM101 234V233H100ZM28 235V234H27ZM30 235V234H29ZM68 235V236H67ZM95 235V236H94ZM186 235L189 236V239L187 240L188 242H184L183 238H187L185 237ZM243 237V239L241 238V236ZM255 235L258 237H255ZM23 236V235H22ZM21 236V237H22ZM33 236V235H32ZM100 236V235H99ZM27 238V237H26ZM30 238V236H29ZM33 238V237H32ZM31 238V239H32ZM198 238V239H197ZM207 238V239H206ZM219 238H221L219 240ZM256 238V240H255ZM8 239V238H7ZM22 240H24V238H22ZM181 240V241H180ZM219 240V241H218ZM228 240V241H227ZM251 240L252 241H255L254 244L251 243ZM95 241V242H94ZM194 242H197L194 244ZM211 242L212 246L213 247H209L207 245H209ZM133 243V244H131ZM217 243V245H216ZM100 244V243H99ZM123 244V245H124ZM102 245V244H101ZM202 245H204L202 247ZM248 245V246H246ZM192 246V247H191ZM63 247V248H62ZM191 247V248H190ZM20 248V247H19ZM60 248L61 251H60ZM190 248V249H189ZM138 249V250H137ZM10 250V249H9ZM39 250V249H38ZM42 250V249H41ZM40 250V251H41ZM8 251V250H7ZM20 251V250H18ZM68 251V252H67ZM75 252V253H76ZM150 252V251H149ZM2 253V254H1ZM20 253V252H19ZM74 253V254H75ZM39 254V252H38ZM65 254H64V257H65ZM73 254V256H74ZM88 254V256H90ZM142 254V253H141ZM147 254V253H146ZM31 255V254H30ZM145 255V254H144ZM241 255V256H240ZM32 256V255H31ZM147 256V255H146ZM160 256L158 257V259H160ZM240 256V258H239ZM14 257V256H13ZM75 257V256H74ZM145 257V256H144ZM148 257V256H147ZM39 258V260L37 259ZM41 258V259H40ZM89 258V257H87ZM126 258V257H125ZM247 258V259H245ZM65 259H67L65 257ZM243 259L244 263L243 262ZM38 260V261H37ZM41 260V261H40ZM248 260V261H247ZM7 262V263H5ZM15 262H16V259H15ZM136 262V261H135ZM140 263L138 264H141V261H139ZM73 263V262H72ZM98 264V263H97Z\"/></svg>",
	"mask_w": 264,
	"mask_h": 264
},
{
	"label": "water",
	"instance_id": "water-1",
	"mask_svg": "<svg viewBox=\"0 0 264 264\" xmlns=\"http://www.w3.org/2000/svg\"><path fill=\"white\" fill-rule=\"evenodd\" d=\"M162 21H163V22H164V21H165V22L168 21V16H167L166 14L162 17ZM177 121H178V123L181 124V123H183L184 120H183L182 117H179Z\"/></svg>",
	"mask_w": 264,
	"mask_h": 264
}]
</instances>
